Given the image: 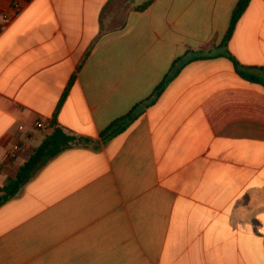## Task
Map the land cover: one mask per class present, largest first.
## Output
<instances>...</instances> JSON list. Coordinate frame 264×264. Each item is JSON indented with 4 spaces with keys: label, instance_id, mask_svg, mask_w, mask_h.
Returning a JSON list of instances; mask_svg holds the SVG:
<instances>
[{
    "label": "crops",
    "instance_id": "obj_1",
    "mask_svg": "<svg viewBox=\"0 0 264 264\" xmlns=\"http://www.w3.org/2000/svg\"><path fill=\"white\" fill-rule=\"evenodd\" d=\"M239 2L0 0V189L53 120L89 141L0 206V264H264V87L226 56L264 69V0L219 47ZM211 42L214 57L101 137Z\"/></svg>",
    "mask_w": 264,
    "mask_h": 264
},
{
    "label": "trees",
    "instance_id": "obj_2",
    "mask_svg": "<svg viewBox=\"0 0 264 264\" xmlns=\"http://www.w3.org/2000/svg\"><path fill=\"white\" fill-rule=\"evenodd\" d=\"M250 0H240L238 3L230 23V27L223 41L219 47H227L228 41L233 35L236 24L244 14L248 7ZM150 3H146L139 9L146 8ZM95 42L89 48L87 55L93 49ZM215 42H211L206 47H202L197 51H188L184 56L179 57L173 63L170 72L166 75L163 81L154 89L152 95L146 100L138 103L128 114L113 121L104 131L101 133V137L108 141L113 137L125 132L132 124H134L149 108L154 104L157 99L162 95L166 88L172 83L185 66L188 64L200 60L214 57L213 52L215 50ZM86 55V56H87ZM235 65L236 72L239 76L252 83L261 84L264 87V69L253 68L241 65L232 55H227ZM74 80H72L60 102V106L65 100V97L72 86ZM53 132L47 136L42 143L34 150L31 157L23 164L17 171L16 177L9 179L6 184L0 189V206L15 198L21 191V189L32 180L35 175L53 158L59 155L64 150L81 143H88V139L78 137L66 133L61 127H59L55 120L52 121Z\"/></svg>",
    "mask_w": 264,
    "mask_h": 264
},
{
    "label": "built area",
    "instance_id": "obj_3",
    "mask_svg": "<svg viewBox=\"0 0 264 264\" xmlns=\"http://www.w3.org/2000/svg\"><path fill=\"white\" fill-rule=\"evenodd\" d=\"M14 8L16 9L17 14H19L21 12V10H22V8L20 7L19 3H15ZM11 17H12V15L7 13L6 15H4L3 21L10 20ZM1 30H2V25H1V22H0V31ZM36 126L37 127H42L43 123L42 122H37ZM18 149H19V144H15L14 147H13V151L16 152Z\"/></svg>",
    "mask_w": 264,
    "mask_h": 264
}]
</instances>
